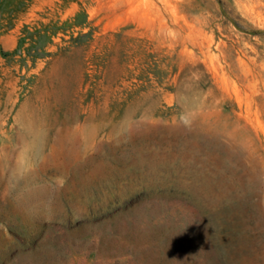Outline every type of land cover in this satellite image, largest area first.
Returning a JSON list of instances; mask_svg holds the SVG:
<instances>
[{"label": "rangeland", "instance_id": "obj_1", "mask_svg": "<svg viewBox=\"0 0 264 264\" xmlns=\"http://www.w3.org/2000/svg\"><path fill=\"white\" fill-rule=\"evenodd\" d=\"M0 264H264V0H0Z\"/></svg>", "mask_w": 264, "mask_h": 264}]
</instances>
